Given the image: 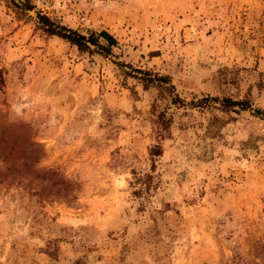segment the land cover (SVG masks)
I'll return each mask as SVG.
<instances>
[{
  "label": "rangeland",
  "instance_id": "1",
  "mask_svg": "<svg viewBox=\"0 0 264 264\" xmlns=\"http://www.w3.org/2000/svg\"><path fill=\"white\" fill-rule=\"evenodd\" d=\"M30 2L0 0V264H264V0ZM37 12L119 46L81 54Z\"/></svg>",
  "mask_w": 264,
  "mask_h": 264
},
{
  "label": "trees",
  "instance_id": "2",
  "mask_svg": "<svg viewBox=\"0 0 264 264\" xmlns=\"http://www.w3.org/2000/svg\"><path fill=\"white\" fill-rule=\"evenodd\" d=\"M7 2L13 9L17 11V13L25 14L28 11L34 9V6L31 4L30 0H3ZM35 23L37 28L48 37H56L63 42L73 46L77 49V51L81 54L88 55H99L103 57H107L112 54L114 48L119 46L117 40L113 35L108 33L105 30L100 32L87 30L86 34H83L77 30L71 29L65 25H62L48 16L42 14L41 12L36 13ZM135 72L140 76H132V78L137 79L144 87V89H148L149 87L156 85L158 87H162L164 85H169V78L159 76L157 74H153L150 71L144 70H135ZM3 84V79L0 73V86ZM168 87V88H167ZM165 90H167L171 95H173L172 101L173 104L182 103L181 100L173 94V87L167 86ZM208 101L217 102L216 98H205L202 103H206ZM193 105V104H192ZM222 109H234L239 108L242 111L249 110V103L246 101H231L230 99H223L220 103ZM256 115H263L264 111L254 110ZM162 149L160 145L154 146L149 155L151 156V160L154 162L156 157L161 156ZM133 180L130 182L131 187H137L138 189L133 190L132 194L135 197H138L141 200V203H144L146 197L145 194L149 193L150 184H151V176L148 174H137L132 172Z\"/></svg>",
  "mask_w": 264,
  "mask_h": 264
}]
</instances>
